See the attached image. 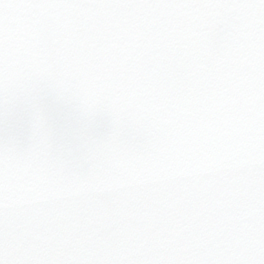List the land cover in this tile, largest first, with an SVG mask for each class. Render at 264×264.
<instances>
[{
	"label": "snow or ice",
	"instance_id": "6c2138e0",
	"mask_svg": "<svg viewBox=\"0 0 264 264\" xmlns=\"http://www.w3.org/2000/svg\"><path fill=\"white\" fill-rule=\"evenodd\" d=\"M0 264H264V0H0Z\"/></svg>",
	"mask_w": 264,
	"mask_h": 264
}]
</instances>
